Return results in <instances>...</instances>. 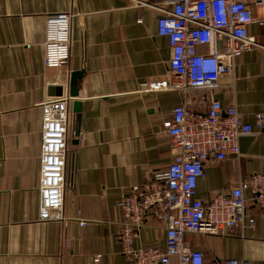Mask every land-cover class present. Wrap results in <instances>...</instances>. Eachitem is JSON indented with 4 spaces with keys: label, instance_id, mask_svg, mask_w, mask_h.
<instances>
[{
    "label": "crops",
    "instance_id": "crops-1",
    "mask_svg": "<svg viewBox=\"0 0 264 264\" xmlns=\"http://www.w3.org/2000/svg\"><path fill=\"white\" fill-rule=\"evenodd\" d=\"M70 12L68 65L43 62L48 14ZM160 12L136 0H0V264H135L121 252L115 203L131 186L169 165L173 148L162 122L176 104L206 110L210 98L234 104L243 120L264 110V26L251 24L257 45L237 58L233 73L219 76L215 90L147 92L141 82L168 76V40L157 34ZM69 155L62 217L38 221L41 111L39 103L69 94ZM70 95V94H69ZM79 102V113L73 102ZM76 129L78 133L75 134ZM75 143H72L74 142ZM238 157L205 162L196 196L208 201L240 178L264 172V130L239 136ZM250 198L248 191L245 192ZM255 226L221 234H188L206 260L237 258L264 264V218ZM80 221H85L84 225ZM165 222L149 218L140 232L145 246L164 247ZM100 254L99 262L93 258Z\"/></svg>",
    "mask_w": 264,
    "mask_h": 264
},
{
    "label": "built area",
    "instance_id": "built-area-1",
    "mask_svg": "<svg viewBox=\"0 0 264 264\" xmlns=\"http://www.w3.org/2000/svg\"><path fill=\"white\" fill-rule=\"evenodd\" d=\"M138 5L160 12L157 34L165 36L170 55L168 76L141 82L147 92L190 89L215 90L219 76L233 73L237 58L257 45L248 33L251 24L264 26V0H136ZM74 14L57 12L45 20L43 62L47 68L68 65L71 20ZM70 95L47 97L41 111L38 221L62 217V204L69 155L68 109ZM172 117L162 122L173 156L165 170L131 186L115 203L121 212L117 237L121 252L135 264H250L247 260H206L202 250L189 245L188 234L216 235L223 230L254 227L256 215L247 211V200L264 218V172L240 178L228 192L208 201L196 196L197 180L205 176L204 164L212 158L238 157L239 136L264 130V110L253 113V122L243 120L234 104L222 107L210 98L204 111L190 112L176 104ZM250 198L247 199L245 192ZM149 218L165 222L164 247L145 246L140 232ZM81 225L85 221H80ZM101 255L93 260L99 262Z\"/></svg>",
    "mask_w": 264,
    "mask_h": 264
},
{
    "label": "water",
    "instance_id": "water-1",
    "mask_svg": "<svg viewBox=\"0 0 264 264\" xmlns=\"http://www.w3.org/2000/svg\"><path fill=\"white\" fill-rule=\"evenodd\" d=\"M78 74L79 72L78 71H73L69 74V79H68V82H69V94L70 96H72L73 98L76 97V94H77V89H76V84H77V77H78ZM49 90H54L55 93L59 96L62 94V91H63V86L62 85H58V86H50V89ZM73 111L75 113H79V102L78 101H74L73 102ZM78 129H76L75 131V134L78 133ZM72 143H75V140L74 142Z\"/></svg>",
    "mask_w": 264,
    "mask_h": 264
}]
</instances>
